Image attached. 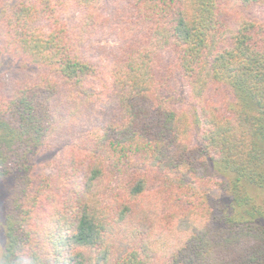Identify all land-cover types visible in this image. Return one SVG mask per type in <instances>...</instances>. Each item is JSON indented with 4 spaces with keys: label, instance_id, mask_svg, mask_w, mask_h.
<instances>
[{
    "label": "trees",
    "instance_id": "obj_1",
    "mask_svg": "<svg viewBox=\"0 0 264 264\" xmlns=\"http://www.w3.org/2000/svg\"><path fill=\"white\" fill-rule=\"evenodd\" d=\"M0 27V264H264V0H0Z\"/></svg>",
    "mask_w": 264,
    "mask_h": 264
},
{
    "label": "rangeland",
    "instance_id": "obj_2",
    "mask_svg": "<svg viewBox=\"0 0 264 264\" xmlns=\"http://www.w3.org/2000/svg\"><path fill=\"white\" fill-rule=\"evenodd\" d=\"M13 2L14 0H8V5H11ZM74 18H75L74 15H71L67 18V20L72 21ZM1 31L2 30L0 27V33ZM11 64L12 62L3 59L2 62L0 63V74H2L7 69V67L11 66ZM179 90L184 92L183 89L179 88ZM59 154L60 151L56 150L44 155H40L36 158L34 164L40 167L39 171L41 173L45 174L46 176L51 175L53 173V168H52L53 164L58 163ZM13 188H14V181L11 178H0V214L4 212L3 207L5 205L6 198L11 193ZM2 242L3 241L0 238V245L2 244Z\"/></svg>",
    "mask_w": 264,
    "mask_h": 264
},
{
    "label": "clouds",
    "instance_id": "obj_3",
    "mask_svg": "<svg viewBox=\"0 0 264 264\" xmlns=\"http://www.w3.org/2000/svg\"><path fill=\"white\" fill-rule=\"evenodd\" d=\"M15 264H35V261L31 255L17 251Z\"/></svg>",
    "mask_w": 264,
    "mask_h": 264
}]
</instances>
